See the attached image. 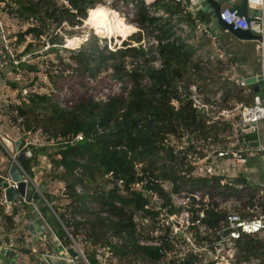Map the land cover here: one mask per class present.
<instances>
[{
    "label": "trees",
    "instance_id": "16d2710c",
    "mask_svg": "<svg viewBox=\"0 0 264 264\" xmlns=\"http://www.w3.org/2000/svg\"><path fill=\"white\" fill-rule=\"evenodd\" d=\"M66 1L68 5L62 7L53 0H16L15 15L19 19H32L34 26L27 33L40 38L50 25L59 27L65 21L72 26L81 25L89 10L104 0ZM155 5L170 12L179 10V6L161 2ZM136 7L138 15L135 20L139 27L153 30L158 19L148 15L143 2ZM199 17L207 19L205 13ZM158 25L159 39L173 36L168 22H159ZM73 32L69 31L70 34ZM141 39L139 32L124 41L123 48L112 50L100 44L98 35L91 36L88 42L71 50L73 65L59 55L57 63H50L53 67L65 66V70L72 71L83 87L81 91L65 88L66 108L57 103L55 92L68 87L66 80L69 77L56 73L51 74L55 75L51 79L52 92L33 91L29 95L30 103L22 102L15 109V120L22 118L26 131L35 132L40 128L51 143L43 147L33 146L31 156L21 162L22 167L35 178L33 161L43 155L52 164L51 178L64 185L56 194L44 192L59 218H54L53 223L47 219L58 225L55 233L64 246L73 243L69 234L76 241L82 236L81 239L92 246L84 250L90 264L100 262L99 244L109 246L119 264H133L134 259H144L146 255L155 259L163 257L159 249L138 243L136 230L140 221H136V217H149L155 222L163 214H179L182 207L173 203L172 194L195 183L192 178L181 174L182 171H191L185 160L187 151L202 148L201 142L217 143L222 127L231 128L233 123L210 126L189 99H182L190 84L202 79L198 73L201 59L193 55L190 47L175 41L147 47L129 46V41L139 42ZM61 41L58 35H51L52 43ZM30 49L31 46H27L25 51ZM36 51V56L44 54ZM7 58L12 63L9 54ZM158 59L160 66L156 67L153 62ZM233 60L229 57L226 63H234ZM220 64L219 71L225 70V63ZM20 69L26 72L38 68L28 65L20 66ZM102 73L105 75L101 79L111 80L110 91L97 97L89 91L88 83L97 80ZM33 81L36 83L38 78L34 77ZM114 86L119 90H114ZM225 97L227 107L236 105L230 103L231 100L243 101L239 91L227 90ZM78 134H82V140L76 138ZM242 179L246 180L245 177ZM165 183L170 187L167 188ZM42 189L45 191V184ZM214 208L211 206L205 212L209 217L205 221L212 226L224 216ZM41 210L45 215L50 207L43 203ZM0 215L9 230L13 215L4 214L1 205ZM167 230L169 232L170 228ZM109 237H115L117 243L110 244ZM175 237L180 239L179 235ZM172 245L165 240L164 249L172 248ZM18 247L21 252H28L21 243ZM261 255H264V243L251 238L245 240L238 261ZM197 261L198 258L189 253L180 263L196 264Z\"/></svg>",
    "mask_w": 264,
    "mask_h": 264
},
{
    "label": "built area",
    "instance_id": "2783aa9c",
    "mask_svg": "<svg viewBox=\"0 0 264 264\" xmlns=\"http://www.w3.org/2000/svg\"><path fill=\"white\" fill-rule=\"evenodd\" d=\"M54 1L68 5L66 0ZM111 1L120 4L121 7L116 11L120 14V11L124 9V14L129 16L130 24L135 25L136 31L128 35L125 40H129L128 38L134 33L140 32L141 34V41L131 40L129 46L143 45L147 47L175 41L177 44L185 43L192 49L193 55L201 59L198 73L202 79L198 83H191L188 91H184L182 99H189L199 113L207 119L210 126H220L223 124L221 122L227 121L233 114H236L237 117L233 121L232 127H225L232 131L234 127L240 136L236 143L226 136L224 140L215 144L210 141L201 142L202 148L198 147L187 151L185 160L190 165L191 171L190 173L182 171L181 174L192 178L195 183L186 185L179 192L172 194L173 203L182 207V211L179 214H163L155 222L149 217L144 219L136 217V221H140L136 230L138 243L142 246L157 248L164 255L158 259L146 255L144 259H134L133 264H181V260L189 253L198 258L196 264H264V255L238 261V255L241 253L245 240L255 238L264 243V185L258 186L253 180L242 179L245 177L243 174L249 171V161L257 159L264 168V135L261 132V125L264 124V0H247L250 21L246 17L238 15L237 11H231L230 7L222 8L220 14V18L227 24L233 25L234 29H249L254 34L261 36V40L249 41L254 42L259 50V70L250 75H243L238 68V63H226L227 57L231 56L226 55L221 36L223 32H231L223 27H214V20L210 25L206 20L200 19V14H203L201 0H134L129 5L127 4L128 0H104L98 4L104 3L109 6ZM141 2L147 6L148 15L158 19L155 28L151 31L140 28L135 20L138 15L136 6ZM156 2L179 6V10L170 12L163 6L155 5ZM254 11L257 13L253 14ZM9 20H15V0H0V68L9 62L7 54L12 59L10 64L12 67L19 66V64L21 66V60H15L14 56L15 39L11 40V37L15 35V26L10 24ZM159 22L170 24L173 33L171 38L159 39L161 35ZM87 23L92 25L88 22V17L83 20L80 26ZM80 26L79 24L75 25L77 28ZM94 30L95 33L102 34L97 28ZM56 33L64 37V41L52 43L49 40L40 50L41 52L54 51L55 49L61 51L62 48L69 47L78 49L89 36V33H85L84 38L77 35L70 37V39H79L76 47L72 48L68 46L69 38L61 27L57 28ZM125 40H121L118 46L116 44L113 47L109 45V48L112 50L123 48ZM221 62L226 65L224 72L218 71ZM153 64L159 67V59ZM259 75L263 76V84L258 91H254L245 82V79L249 76L258 77ZM201 86H211L214 90L210 91L207 88V91L201 90ZM37 88L34 91L40 92L41 90ZM114 90H119V87L115 86ZM227 90L239 91L243 100L246 99L250 103L241 101L235 107L233 106L234 108L227 107L225 105L227 102L225 91ZM26 93L27 90H20V94L25 95ZM55 93L57 94V103L66 108L68 103L65 100V90ZM15 112L17 114V110ZM225 127H222L223 130L220 131H224ZM248 135L251 137L248 138ZM76 138L82 140L83 136L78 134ZM180 148L185 150L184 146ZM26 153L29 157L32 151L28 150ZM17 154H14L13 158L20 168L23 180L36 190L41 191L19 164ZM252 168L254 169L253 166ZM8 186L18 187V182L11 175L4 177L1 182L0 205L4 208V213L12 216L15 209L26 208L29 210L30 206L34 207L43 227L38 233L39 237L43 240L53 237L61 242L46 220V216L38 209L36 200L19 197L11 203L7 202L5 190ZM77 190L81 192V188L78 187ZM180 196L183 197L182 201L177 203L173 197ZM45 201L53 210L51 203L47 199ZM211 206L216 207L214 209L224 215L216 226L205 221L209 218L205 212ZM5 221L2 218L0 220L1 257L3 255L8 257L19 250L18 239L8 235L10 231L7 230ZM167 227L170 228L169 232ZM67 233L69 234L68 231ZM175 235H179L180 239H176ZM70 237L73 242H76L71 235ZM165 240L173 243L172 248L164 249ZM109 243L116 244L117 242L109 241ZM73 247L79 251V254L73 258L68 253L69 261L80 264L77 259L81 256L83 260L81 264H90L84 251L83 254L76 244ZM107 248L109 251V246ZM100 249L97 250L98 253H100ZM65 250H68V246H65ZM52 257L54 256H45L42 259L43 264H52L50 262ZM0 264H3L2 259H0Z\"/></svg>",
    "mask_w": 264,
    "mask_h": 264
},
{
    "label": "rangeland",
    "instance_id": "374dc122",
    "mask_svg": "<svg viewBox=\"0 0 264 264\" xmlns=\"http://www.w3.org/2000/svg\"><path fill=\"white\" fill-rule=\"evenodd\" d=\"M133 1L134 0H128L127 4L129 5ZM55 3L57 6H62V7L66 5L64 3H61L60 1L55 2ZM102 4L106 5L104 3H100V4H97L94 8H96L97 6L99 7V5H102ZM108 5L109 7L115 10H118V8L121 7L120 4L114 1H111V4H108ZM15 6H16V3H15ZM122 11H120V14L116 13L117 11L115 12L116 14L115 19L119 22L117 23L118 26H120L122 30L126 31L130 29L132 26H130L129 16L127 17L124 14V9H122ZM88 18H89V15H88ZM9 23L15 26L14 27L15 35L11 37L12 38L11 40L15 39V54H14L15 60H21L20 63L22 67H27L28 65H31V66L34 65V66H37L38 69L37 70L28 69V71L25 72L24 70L20 69V64L19 66L12 67L10 65L11 63L9 62L5 64L2 68H0V81H1L0 83V180L1 182L4 177L10 175L11 168L17 166L13 158L14 154L16 153L27 154L26 151L28 150L32 151L33 146L43 147V146L48 145V142H49L46 140L48 135H46L42 129L38 128L37 131L35 132L26 131L25 125L22 122V118H18L17 120H15V116L17 115L15 112V109L17 108V106L20 105L22 102L29 104L30 103L29 95H31L34 89H36L38 86L41 91L49 90L50 92H52L51 89L54 87L52 84L53 81L51 79L52 77L54 78L55 75H51V74L59 73L60 76L66 75L69 77L68 80H66V82H69L68 87L64 86L62 88V90H65V94L63 93L65 97L67 94V91L65 88H71L72 90H77V91H81L83 88L80 84H78L79 78L74 76L75 74L74 75L71 74L72 71L65 70V66H63L62 68V66H59V65L58 67H53L50 65L51 62H54V63L58 62L57 55L63 57L66 63L73 65L74 63L71 58V54L73 53V51L71 50H76L75 48L71 49L69 47V48H62L61 51L56 50V49L54 51L53 50L46 51L44 52L42 56L41 55L36 56L37 53H35L34 51L39 50V52H41L40 50L43 48V46H45L46 42L51 40V35L52 34L57 35L56 30L59 27L62 28V31L69 39L70 37L75 36V35L79 36L80 38L81 37L84 38L85 33H89V36L87 37V40L84 41V44L88 42L91 39V36L93 35H98L100 44L103 45V43H106L108 47L109 45L113 47V45L115 44L116 46H118V43L121 42V40H125L124 38L122 39V36L124 35V33L120 34L121 36H118L115 34H113V36H107V35H102L101 33H95V30H94L96 29L95 25L94 24L90 25L88 23L85 25L83 24L82 26L79 25L80 26L79 28L75 27V25H78V24H75L72 26L66 21L64 22L65 24L63 23L64 25L62 24L59 27H56L55 25H50V29L47 31V33L44 34L40 38H36L32 34L27 33L29 28L34 26L32 23V19L30 20H26L23 18L19 19L15 15V20H9ZM133 26L135 27V25ZM69 31H74V32L70 34ZM138 33L139 32L134 33L132 36L136 34L138 35ZM58 36L59 38H62V41H64V37H62L61 35H58ZM231 42H232V39L225 41V43L228 45V50L234 56V60H233L234 63L233 62L231 63L235 64L236 61L239 62V64L242 65V68H240V70L243 73H247V71H251V70L258 71L259 70L258 46L257 45L247 46L243 48V47H240L239 45L231 44ZM27 46H31V49L26 52L25 49L27 48ZM242 48H243V53L240 52ZM32 52H34L35 55L32 54ZM231 54H228V56ZM227 58L229 59V57ZM231 63H228V64H231ZM61 71L63 73H61ZM105 73H102L97 80L92 79L88 83V86L90 87L89 91L94 92L93 94L97 97L110 91L109 83L111 82V80L106 79V78L104 80L101 79V76H104ZM34 77L38 78V81L36 83L35 81H33ZM200 88L201 90H206V91L207 89L210 91L214 90L213 87L211 86L209 87L201 86ZM21 89L27 90V93L25 95L20 94ZM56 91H59V90L57 89ZM243 102L247 103L248 100L245 99L243 100ZM230 103L237 105L239 101L235 99L234 101L231 100ZM236 117H237L236 114H233V116L228 118L227 121H224L221 123H225L229 121L233 122L236 119ZM261 130H262L261 132L264 135V124L261 125ZM226 136H229L230 139L234 143H236L240 139V136L236 132V129L234 127H233V131L231 129L227 130V127H225L224 131H220L218 142L224 140ZM17 142L19 143L18 148L16 146ZM249 162H250L248 166L249 171L248 173L246 172L245 174H243L245 176V179H248L250 181L253 180L258 186L264 185V168H262V163L258 162L257 159L256 161L251 160ZM33 166H34V169L36 168V175H35V178H32L31 176L30 177L39 186V188L43 192V195H44V192L46 191H51L56 194L58 192V189L64 187L63 183L59 182L55 178H51L52 164H50L49 158L42 155L38 160L36 159L33 161ZM252 166L254 167V169L252 168ZM251 169H253V171H251ZM45 179H47L49 182L46 183ZM43 183L45 184V189H44L45 191H43L42 189L44 185ZM164 185L167 188L170 187L169 183H165ZM1 192H2V188L0 187V196H1ZM173 198L178 203L182 201L183 197L180 196L177 198L176 197H173ZM45 199H41L40 201H37V205L42 207L43 203L47 204ZM29 210L30 211L33 210L34 213L36 212L35 208L32 206L29 207ZM23 212H24V208H21V210H15V214H18L16 218H19L21 216L20 220L18 221V224H19L18 227L16 226L17 221H15V225H14L13 220L9 222L10 232H8V235L12 237H17V239H22L23 237H25V233H27L26 229L24 228L26 226L25 225L26 218H25V215H23ZM45 215L46 217L50 219L52 223H53L54 218L57 217L56 212H54L51 208L49 210V213H46ZM52 225L55 230H58V225L56 224H52ZM30 236L31 235L28 234V237ZM81 238L82 236L79 238L78 241L73 242L72 245L68 246V248L73 247L76 244L79 247V249L82 251V253L85 249H87V247L92 248V246L89 243L84 242L83 239ZM108 241L112 243L117 242V240L114 239L113 237H109ZM97 247L101 248L99 251L101 254L99 255L100 256L99 258L101 259L100 264H119L118 259L113 255V253H110L108 251L107 246H100L99 244ZM56 249H57L56 257L58 256L62 257L61 264H71L70 261L68 260V257H69L68 252L65 249H63L61 246ZM81 258L82 257L79 256L77 259L78 263L80 264L83 263V260ZM0 259H2L3 264H11L10 262H8V260L6 259L4 255L3 257L0 256ZM34 261H35V264H39L37 260H34Z\"/></svg>",
    "mask_w": 264,
    "mask_h": 264
},
{
    "label": "water",
    "instance_id": "95a60500",
    "mask_svg": "<svg viewBox=\"0 0 264 264\" xmlns=\"http://www.w3.org/2000/svg\"><path fill=\"white\" fill-rule=\"evenodd\" d=\"M203 3V10L202 13H205L207 17L214 18V27H223L228 29L233 35H235L240 40L245 41H257L261 40V36L258 34H254L249 29H234L233 25L227 24L220 18L221 9L223 8L224 4H229L231 11H237V14L240 16L246 17L248 21L251 20L250 11L248 7L247 0H241L240 2H234L233 0H201ZM257 13L256 11L253 12ZM106 46V43H103ZM258 81V82H257ZM263 76L259 75L258 77L249 76L245 79V82L249 84L254 91H258L260 86H262ZM18 142L16 146L18 148ZM17 160L19 164L27 158L25 153L17 154ZM10 175L12 178L18 182V187L8 186L5 190L6 200L7 202L11 203L19 197H25L26 199L40 201L41 199L45 198L43 193L39 190H36L31 185H28L23 180V175L21 174L19 166H15L11 168ZM57 216V215H56ZM58 218V216H57ZM59 219V218H58ZM68 253L73 258H76L79 254V251L75 249V247H69Z\"/></svg>",
    "mask_w": 264,
    "mask_h": 264
},
{
    "label": "crops",
    "instance_id": "0c3cea01",
    "mask_svg": "<svg viewBox=\"0 0 264 264\" xmlns=\"http://www.w3.org/2000/svg\"><path fill=\"white\" fill-rule=\"evenodd\" d=\"M233 1L234 2H240L241 0H233ZM224 7H229V4H227V3L224 4L223 8ZM213 20H214V18H210V17H207V19H206V21L210 25L213 22ZM231 39H232L231 44L239 45L240 47H243V48L247 47V46H255L254 42L240 40L235 35H233L232 33L223 32L222 36H221V40L224 43V46H225L224 49H225L227 56H228V54H231V52L228 50V45L225 43V41L231 40ZM243 48L240 50L241 53H243ZM230 56L232 58H234V56L232 54ZM236 63H238V68H242V65L239 64V62L236 61ZM256 72H258V71H255V70L252 71L251 70V71H247V73H243L241 71V73L243 75H250V74H253ZM38 208L42 212L41 206H38ZM35 211H36V209H35ZM36 214H37V212L34 213L33 210L30 211V210L24 208L23 215H25V218H26V223H25L26 226L24 228L26 229L27 233L30 234L32 237L31 236L28 237V234L24 232L25 237L20 239L19 240L20 242L19 241L18 242L23 244L24 246H26L28 249V252L23 253L20 250H17L18 251L17 253H13V255H9L8 257H6L8 262H10L11 264H35L34 260H37V262L39 264H43L42 259L45 256H49V255L54 256V257L50 258V262L52 264H61L62 257H60V256L56 257V254H57L56 248H59L61 246L63 249H65V246L61 242H58L53 237H49L47 240H43L39 237L38 233L40 232V230L43 227H42V223H41V220L39 218V215L38 214L36 215ZM17 215L18 214H15V212H13V221H14V224H15V221H17L16 226L18 227L19 226L18 221L20 220L21 216L19 218H16ZM45 218H47V217H45ZM46 220L48 221V223H50V225L52 226V229L54 230L53 232L55 233V229H54L53 225L51 224V222L49 221V219H46ZM71 264H74V263H71Z\"/></svg>",
    "mask_w": 264,
    "mask_h": 264
},
{
    "label": "bare ground",
    "instance_id": "6f19581e",
    "mask_svg": "<svg viewBox=\"0 0 264 264\" xmlns=\"http://www.w3.org/2000/svg\"><path fill=\"white\" fill-rule=\"evenodd\" d=\"M108 7L109 6L102 4L99 5V7L91 8L92 10L90 9L91 11H89L88 22L94 24L103 35L107 36H113V34L121 36L120 34L124 33L122 38L125 39L128 35L136 31V28L131 24L130 26L132 27L130 29L126 31L122 30L117 24L119 22L115 19L116 10ZM77 41H79V39H69L68 46H71L72 48L76 47Z\"/></svg>",
    "mask_w": 264,
    "mask_h": 264
}]
</instances>
